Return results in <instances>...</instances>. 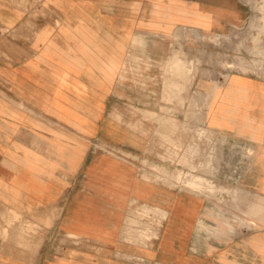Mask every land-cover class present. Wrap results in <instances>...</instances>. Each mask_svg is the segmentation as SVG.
Segmentation results:
<instances>
[{"label":"crops","instance_id":"1","mask_svg":"<svg viewBox=\"0 0 264 264\" xmlns=\"http://www.w3.org/2000/svg\"><path fill=\"white\" fill-rule=\"evenodd\" d=\"M245 21L239 0H0V205L46 238L0 247V264H264V72L193 78L210 129L254 148L224 205L103 150L148 149L155 129L126 106L157 115L158 41Z\"/></svg>","mask_w":264,"mask_h":264},{"label":"built area","instance_id":"2","mask_svg":"<svg viewBox=\"0 0 264 264\" xmlns=\"http://www.w3.org/2000/svg\"><path fill=\"white\" fill-rule=\"evenodd\" d=\"M251 22H255V18ZM247 29L235 28L229 35L215 37L213 42L200 43L194 49L188 48L189 38L185 35L175 44L187 54V68L199 78L224 82L233 75H248L259 68L251 65V69H248L240 61L242 53L232 49L234 41L238 42ZM245 34L252 36L249 31ZM189 87L192 88L189 99L174 100L177 104L159 112L172 122H180L179 130L167 136L156 130L143 154H134L115 146H107L103 150L110 156L134 163L140 171H150L153 181L175 191L192 192L219 200L227 198L229 193H226V188L241 183L255 157L254 148L251 142H233L212 131L206 120V103L199 98L202 91L193 83ZM73 239L79 245L83 242L78 238Z\"/></svg>","mask_w":264,"mask_h":264},{"label":"rangeland","instance_id":"3","mask_svg":"<svg viewBox=\"0 0 264 264\" xmlns=\"http://www.w3.org/2000/svg\"><path fill=\"white\" fill-rule=\"evenodd\" d=\"M239 2L246 11V21L241 26L232 27L227 35H229L235 28H239L242 30L248 28L244 32L243 37H241L238 42L237 40L234 41L232 49L240 51L242 53L243 58H241L240 61L241 63H243V65L248 66V69H251V67L249 68V66L251 65H253L254 67H259H257L258 69L250 72L248 75L262 78L261 76L264 72V0H239ZM252 18H255V22H251ZM248 26H253L254 28H250ZM247 31H249L252 36H246L245 33ZM184 35L189 38L188 48L190 49L196 48L200 43L213 42L215 38L214 36L211 37L204 34L202 31L196 28L179 26L172 33L169 40L158 41L156 43L160 55H162L161 58H159V69L157 71V80L160 85L161 91V102L156 112L154 111L155 113H157V115H155L154 113L151 114L148 110H139L138 108H134L133 106H126L130 111L135 110L134 112L136 113V116H139L136 120V123L138 124L139 122L138 126L143 130L150 129L149 127H151L155 129L154 132L158 130L164 136L171 134L175 130H179L180 122H172L171 120L167 119L164 114H160L159 112H164L165 107L169 108L170 106L177 104V102H174V100L182 101L189 99L192 94V88L189 87V84L193 83L194 76H196L197 79L199 78L198 75L194 74V72H192L190 68H187V65H189V61L186 59L187 54L180 50L175 44V41L182 38ZM227 35H223L222 37H225ZM165 47L166 49H164ZM252 50H254L255 52ZM252 52H254V54ZM181 59L184 71H179V62ZM188 89H190L189 92ZM203 94L205 95V97L200 94L199 98L205 101L208 98V95L204 92ZM170 102L173 103L170 104ZM166 123H168V125ZM239 187L240 185L226 188L228 189V192L226 191V193L233 194L231 190ZM222 192H225V190ZM224 199L225 198L219 200L222 205L226 203L224 202ZM33 219L34 218H29L28 216L19 215L16 212L4 209V207L0 205V247L3 248L5 246H9L10 244H14L16 246H21L28 249L31 247V244H34V247H32L31 249L36 250L37 247L46 240V238H43L42 236V227L40 222L37 219ZM142 227H144L143 224L139 228L141 231L144 230V228ZM3 231L7 233L6 237H4ZM14 231L15 234L12 233ZM142 232L140 233L143 234ZM13 238L15 239L14 241L12 240ZM66 240V243L64 242L66 245L69 244L70 246H73L79 250H86L87 248L82 244H77L72 238L67 237ZM47 241L50 245L53 246V243L50 239H48ZM64 243H58L57 245H55V252H60L57 248L63 246Z\"/></svg>","mask_w":264,"mask_h":264},{"label":"bare ground","instance_id":"4","mask_svg":"<svg viewBox=\"0 0 264 264\" xmlns=\"http://www.w3.org/2000/svg\"><path fill=\"white\" fill-rule=\"evenodd\" d=\"M263 30H264V27H263ZM258 42H260V41H258ZM184 71L183 70V63H182V59L180 60V62H179V71ZM182 75V74H181ZM190 78V77H189ZM204 97H205V95L204 94H202ZM206 101V100H205ZM167 125H168V123H166ZM166 128V127H165ZM169 132V131H168ZM197 186V185H196ZM232 191V193L234 194V195H236V194H238L239 193V190L237 189V188H234V189H232L231 190ZM196 224V223H195ZM201 224V223H200ZM203 224V223H202ZM16 228V227H15ZM14 229V228H13ZM13 229H12V231H13ZM213 229V228H212ZM215 231V230H214ZM219 231V230H218ZM221 231V230H220ZM219 231V232H220ZM12 233H14L15 234V231L14 232H12ZM218 233V232H217ZM3 234H4V237H6V235H7V233H5L4 231H3ZM14 234H12V235H14ZM8 236H10V235H8ZM19 236V235H18ZM13 237V236H12ZM11 237V238H12ZM17 239V238H16ZM20 239V238H19ZM209 239V238H208ZM13 241L15 240L14 238L12 239ZM11 241V240H10ZM188 249V248H187ZM259 252H261V249H259ZM254 264V263H253Z\"/></svg>","mask_w":264,"mask_h":264}]
</instances>
